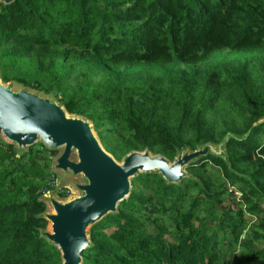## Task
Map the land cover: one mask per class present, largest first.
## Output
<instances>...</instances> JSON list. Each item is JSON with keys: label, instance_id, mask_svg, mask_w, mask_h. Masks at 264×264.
<instances>
[{"label": "trees", "instance_id": "1", "mask_svg": "<svg viewBox=\"0 0 264 264\" xmlns=\"http://www.w3.org/2000/svg\"><path fill=\"white\" fill-rule=\"evenodd\" d=\"M0 79L90 120L117 161L223 148L178 182L133 176L81 264H264V0L0 2ZM56 152L0 138V264H62L42 235Z\"/></svg>", "mask_w": 264, "mask_h": 264}, {"label": "water", "instance_id": "2", "mask_svg": "<svg viewBox=\"0 0 264 264\" xmlns=\"http://www.w3.org/2000/svg\"><path fill=\"white\" fill-rule=\"evenodd\" d=\"M0 133L17 147H27L38 139L49 148L62 146L56 167L82 174L86 180L77 185L80 195L67 202L51 199L54 212L44 214L51 225L50 232L43 231L42 235L57 246L62 264H81V252L90 244L87 228L116 210L117 203L128 196L133 176L157 171L166 181L178 182L185 176L183 167L214 152L212 144L206 143L195 150L179 152L170 161L147 149L133 150L118 162L99 142L87 119L69 115L49 96L25 87L15 88L13 83L1 80ZM72 150L77 160L70 159Z\"/></svg>", "mask_w": 264, "mask_h": 264}, {"label": "rangeland", "instance_id": "3", "mask_svg": "<svg viewBox=\"0 0 264 264\" xmlns=\"http://www.w3.org/2000/svg\"><path fill=\"white\" fill-rule=\"evenodd\" d=\"M13 87L18 88V85L14 84ZM79 117L84 118L83 116H79ZM88 121H89V123L93 129L92 123L90 122V120H88ZM93 132L96 135L97 139L99 140L97 133L94 129H93ZM0 138H2L4 141L8 142L4 138L2 133H0ZM39 141H41V140L38 139L37 142H39ZM99 142H100V140H99ZM47 148H49V147H47ZM55 149L57 150V152H56V154L51 156V159L47 165L48 170H50L53 173L52 174L53 175L52 176V179H53L52 183L54 185V188L50 191H46L42 196V198L44 199V201L46 203L45 213H47V214L54 212V209H53L52 204H51V199L57 200L59 202H67L71 198H73L77 195H80L82 193L77 185L82 184L86 181L85 178L82 176V174H72L70 170L63 171L62 169L56 167V158L59 156V154H61L63 147L59 146V147H56ZM212 149H213L212 151H214L216 154H219V152L221 150H223L222 147H220L219 145H214V144H212ZM69 157L71 160H77L75 150H72ZM118 162H121V160ZM185 167H183V172L185 173V176H186L187 173L185 171ZM237 199H238V194L229 195V193H228L227 198L224 200V204L230 205L232 207V206H234V202ZM245 220L247 221V224L250 225V223L257 220V217L254 215L245 214ZM50 225H51L50 221L47 220V224H46L45 229L43 231L50 232ZM148 225H150V224H148ZM89 228L90 227L87 228L88 238H89ZM108 231H110V229Z\"/></svg>", "mask_w": 264, "mask_h": 264}]
</instances>
